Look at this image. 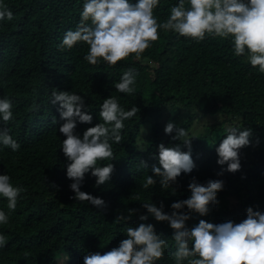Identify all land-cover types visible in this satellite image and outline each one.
I'll use <instances>...</instances> for the list:
<instances>
[{
	"label": "trees",
	"instance_id": "16d2710c",
	"mask_svg": "<svg viewBox=\"0 0 264 264\" xmlns=\"http://www.w3.org/2000/svg\"><path fill=\"white\" fill-rule=\"evenodd\" d=\"M84 3L0 0L14 15L11 21H0V99L8 98L13 105V118L7 123L0 119V129L8 128L20 145L13 152L0 144V175H9L14 187L24 189L15 210L0 196V211L8 217L6 224H0V235L5 237L0 264H84L86 254H103L118 247L127 239L125 229L141 223L154 225L156 233L166 240L164 255L154 264H176L174 230L151 216L141 221L139 216L147 215L142 204L159 207L162 203L165 213L171 214L172 203L191 197L188 185L193 178L201 184L211 179L224 182L217 194L219 203L210 204L205 216L193 212L186 222L189 229L200 220L238 224L247 218L249 207L264 213V73L249 63L247 49L243 56L235 54L231 37L206 34L204 40L197 41L163 29L139 58L131 54L115 65L100 58L92 65L84 59L89 46L83 42L59 49L64 34L76 30ZM185 3L187 7V0ZM178 4L179 0H160L153 10L154 18L164 22L171 7ZM129 68L138 73L130 86L135 91L120 93L114 84ZM53 89L74 91L85 99L93 122H77L75 132L81 138L89 127L104 123L99 113L110 96L116 97L125 111L133 106L140 109L123 122L121 141L109 140L113 156L97 162L98 166L114 165L110 180L96 187V178L91 173L85 176L81 191L103 199L107 205L103 210L88 201L72 199L75 193L66 175L68 161L61 149L66 137L59 132L63 124L59 105L51 103ZM185 110L223 118L194 135L199 117L193 113L180 122ZM166 112L165 124L161 120ZM169 122L188 133L185 139H191L195 168L191 173L182 172L176 183L164 190L152 172V165L159 166L154 159L159 145H180L188 151L181 140L173 139L175 130L165 133ZM147 125L150 132L144 136ZM231 128L250 129L252 133L250 144L239 150L241 168L235 173L217 163L216 152ZM148 176L156 183L145 188ZM121 214L130 219L116 222Z\"/></svg>",
	"mask_w": 264,
	"mask_h": 264
},
{
	"label": "clouds",
	"instance_id": "9594fccd",
	"mask_svg": "<svg viewBox=\"0 0 264 264\" xmlns=\"http://www.w3.org/2000/svg\"><path fill=\"white\" fill-rule=\"evenodd\" d=\"M160 0H138L132 4L129 0H85L81 20L75 31L64 34L60 50L71 49L78 42L89 46L84 59L96 65L102 58L109 65H115L131 54L139 58L150 42L159 39L158 30H172L180 36L202 41L205 35L232 38L234 52L237 56L245 55L248 50V61L253 67H259L264 73V0H179L178 6L170 9L169 17L158 23L153 16V10ZM14 15L7 5L0 4V21L13 20ZM138 73L135 69H126L114 87L120 93H132ZM51 103L59 105L58 111L63 124L59 132L66 139L62 142V151L68 161L65 165L66 175L72 181L70 189L75 193L72 199L88 201L97 209H105L106 202L98 197L81 191L85 176L91 173L96 178V187L105 185L114 171L112 163L98 166V161H104L113 156L109 140L119 143L122 139L123 122L134 117L140 111L133 106L130 111L120 107L116 97L104 99L101 105L100 118L104 123L89 127L82 138L76 134L77 122L92 124L93 116L86 110L85 99L73 92L53 89ZM12 102L8 98L0 99V119L7 123L13 118ZM106 125H110L108 127ZM166 134L176 131L173 139H179L188 151H183L180 145L165 147L159 145V166L152 165V172L159 177L162 189H169L181 173H191L195 168L191 156V139L184 128H177L169 122L165 127ZM8 128L0 129V144L18 151L20 145L9 134ZM250 129L231 128L228 135L216 148L217 163L227 165V171L235 173L240 170L239 150L250 144ZM144 167L147 163L142 161ZM222 174V173H221ZM10 176L0 175V196L7 198V207L15 210L21 187L10 183ZM153 176L146 178L143 187L154 185ZM54 186V185H53ZM222 180H208L205 184L196 181L189 183L192 195L189 199L174 202L172 212L167 214L161 203H144L147 215H140L141 221H147L149 216L157 222H167L174 230L173 239L176 245L174 257L176 264H264V213L247 209V218L236 224L226 222L213 224L200 220L192 228L186 227V222L192 218V213L205 216L209 213L210 204H218L217 194L223 190ZM188 211L185 212L184 209ZM134 212V210H131ZM130 219L123 214L118 215L116 222ZM8 217L0 211V224H6ZM127 239L110 251L89 253L83 257L84 264H154L164 255L166 240L158 235L152 224L141 223L137 227L125 229ZM5 243V237L0 235V246ZM198 257V258H195Z\"/></svg>",
	"mask_w": 264,
	"mask_h": 264
},
{
	"label": "rangeland",
	"instance_id": "374dc122",
	"mask_svg": "<svg viewBox=\"0 0 264 264\" xmlns=\"http://www.w3.org/2000/svg\"><path fill=\"white\" fill-rule=\"evenodd\" d=\"M193 113L197 114L196 119L199 117V119L196 120L195 126L193 128V134L194 135H196L197 133L203 132V130L207 124L219 122L223 118L222 116H213V115L203 116L201 114L200 110L199 111H197V110H192V111L185 110L184 113L183 112L181 113L180 122L186 121L189 118V116L192 115ZM168 114L169 113H167V112L164 113L163 118L161 120L165 124L167 123L166 121H167ZM174 114H176V113H173V115ZM148 132H150V125L146 126V128L143 132V135L145 136Z\"/></svg>",
	"mask_w": 264,
	"mask_h": 264
}]
</instances>
